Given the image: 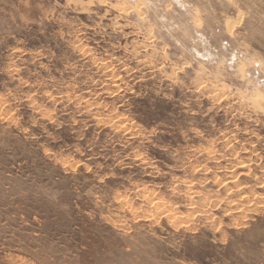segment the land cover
Wrapping results in <instances>:
<instances>
[{
  "label": "rangeland",
  "instance_id": "374dc122",
  "mask_svg": "<svg viewBox=\"0 0 264 264\" xmlns=\"http://www.w3.org/2000/svg\"><path fill=\"white\" fill-rule=\"evenodd\" d=\"M0 264H264V0H0Z\"/></svg>",
  "mask_w": 264,
  "mask_h": 264
}]
</instances>
